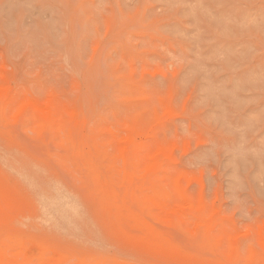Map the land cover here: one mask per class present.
Wrapping results in <instances>:
<instances>
[{"label":"rangeland","instance_id":"1","mask_svg":"<svg viewBox=\"0 0 264 264\" xmlns=\"http://www.w3.org/2000/svg\"><path fill=\"white\" fill-rule=\"evenodd\" d=\"M146 263L264 264V0H0V264Z\"/></svg>","mask_w":264,"mask_h":264},{"label":"bare ground","instance_id":"2","mask_svg":"<svg viewBox=\"0 0 264 264\" xmlns=\"http://www.w3.org/2000/svg\"><path fill=\"white\" fill-rule=\"evenodd\" d=\"M107 133H108V132H107ZM107 154H108V153H107ZM154 156H155V155H154ZM153 158H155V157H152V159H153ZM93 170H94V169H93ZM105 200H106V199H105ZM183 207H184V206H183ZM175 208H176V207H175ZM130 223H131V222H130ZM131 232H132V230H131ZM159 241H160V240H159ZM159 241H158V242H159ZM150 258H151V257H150ZM40 263H41V262H40ZM138 263H140V262H138ZM143 263H144V262H143ZM162 263H163V262H162ZM146 264H147V263H146ZM148 264H149V263H148ZM150 264H151V263H150Z\"/></svg>","mask_w":264,"mask_h":264}]
</instances>
